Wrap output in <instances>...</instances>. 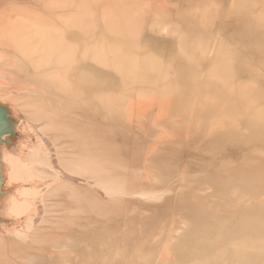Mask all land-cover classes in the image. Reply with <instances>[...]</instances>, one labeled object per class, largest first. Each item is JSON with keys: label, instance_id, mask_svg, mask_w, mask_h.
I'll use <instances>...</instances> for the list:
<instances>
[{"label": "rangeland", "instance_id": "obj_1", "mask_svg": "<svg viewBox=\"0 0 264 264\" xmlns=\"http://www.w3.org/2000/svg\"><path fill=\"white\" fill-rule=\"evenodd\" d=\"M0 103V264H264V0H0Z\"/></svg>", "mask_w": 264, "mask_h": 264}, {"label": "water", "instance_id": "obj_2", "mask_svg": "<svg viewBox=\"0 0 264 264\" xmlns=\"http://www.w3.org/2000/svg\"><path fill=\"white\" fill-rule=\"evenodd\" d=\"M15 136V120L11 117L9 109L0 103V146L8 144ZM3 180L0 163V196L4 193L2 190Z\"/></svg>", "mask_w": 264, "mask_h": 264}, {"label": "bare ground", "instance_id": "obj_3", "mask_svg": "<svg viewBox=\"0 0 264 264\" xmlns=\"http://www.w3.org/2000/svg\"><path fill=\"white\" fill-rule=\"evenodd\" d=\"M34 189V188H33ZM31 190V189H30ZM8 200L9 199H7L6 201L8 202ZM7 204H9V203H7ZM8 205H6V207H7ZM29 207V206H28ZM14 209V207H12L10 204H9V209H8V213L10 214V215H14L15 213L14 212H12V210ZM7 213V212H6ZM6 215V214H5ZM3 216V215H2ZM3 218V217H2ZM5 219H7V217L5 216L4 217Z\"/></svg>", "mask_w": 264, "mask_h": 264}]
</instances>
